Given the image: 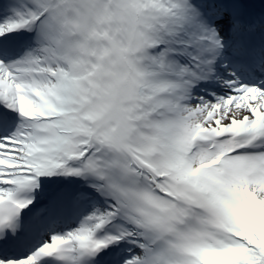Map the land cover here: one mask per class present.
<instances>
[{"label": "snow or ice", "instance_id": "snow-or-ice-1", "mask_svg": "<svg viewBox=\"0 0 264 264\" xmlns=\"http://www.w3.org/2000/svg\"><path fill=\"white\" fill-rule=\"evenodd\" d=\"M0 264H264V0H0Z\"/></svg>", "mask_w": 264, "mask_h": 264}]
</instances>
